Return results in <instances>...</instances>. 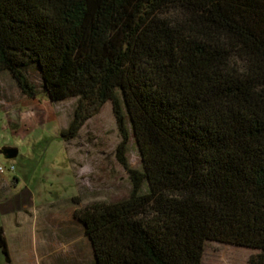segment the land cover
Here are the masks:
<instances>
[{
	"label": "trees",
	"instance_id": "obj_1",
	"mask_svg": "<svg viewBox=\"0 0 264 264\" xmlns=\"http://www.w3.org/2000/svg\"><path fill=\"white\" fill-rule=\"evenodd\" d=\"M0 73L77 100L64 138L113 106L132 191L76 212L92 264H203L210 242L264 264V0H0Z\"/></svg>",
	"mask_w": 264,
	"mask_h": 264
},
{
	"label": "rangeland",
	"instance_id": "obj_2",
	"mask_svg": "<svg viewBox=\"0 0 264 264\" xmlns=\"http://www.w3.org/2000/svg\"><path fill=\"white\" fill-rule=\"evenodd\" d=\"M32 78L41 86L37 74ZM76 108L75 99L49 102L41 88L38 98L29 99L9 74L0 73V167L6 169L0 173V228L12 264H92L76 212L119 202L132 191L118 158L123 138L112 104L90 117L75 137L64 138ZM6 148H17L18 158L7 160ZM127 159L132 169H142L132 138ZM256 253L210 242L203 264H251Z\"/></svg>",
	"mask_w": 264,
	"mask_h": 264
},
{
	"label": "water",
	"instance_id": "obj_3",
	"mask_svg": "<svg viewBox=\"0 0 264 264\" xmlns=\"http://www.w3.org/2000/svg\"><path fill=\"white\" fill-rule=\"evenodd\" d=\"M19 150L17 148H6L2 151V154L7 160H15L19 156Z\"/></svg>",
	"mask_w": 264,
	"mask_h": 264
},
{
	"label": "built area",
	"instance_id": "obj_4",
	"mask_svg": "<svg viewBox=\"0 0 264 264\" xmlns=\"http://www.w3.org/2000/svg\"><path fill=\"white\" fill-rule=\"evenodd\" d=\"M15 170H16V168H15L14 166H11V167L9 168V171H10V172H14ZM5 171H6L5 168L0 167V173L4 174Z\"/></svg>",
	"mask_w": 264,
	"mask_h": 264
},
{
	"label": "crops",
	"instance_id": "obj_5",
	"mask_svg": "<svg viewBox=\"0 0 264 264\" xmlns=\"http://www.w3.org/2000/svg\"><path fill=\"white\" fill-rule=\"evenodd\" d=\"M5 261H6V259H5ZM0 264H8V263H7V262H3V261H2V263H0ZM10 264H12V262H11Z\"/></svg>",
	"mask_w": 264,
	"mask_h": 264
}]
</instances>
